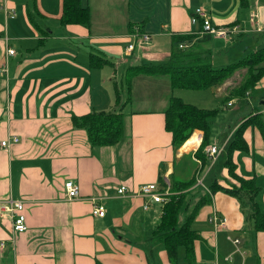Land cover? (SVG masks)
Listing matches in <instances>:
<instances>
[{
    "label": "crops",
    "instance_id": "1",
    "mask_svg": "<svg viewBox=\"0 0 264 264\" xmlns=\"http://www.w3.org/2000/svg\"><path fill=\"white\" fill-rule=\"evenodd\" d=\"M79 2L88 9V22H63L64 0H0V264H189L181 245L176 259L168 254L165 231L158 230L161 205L145 209L144 198L133 192L143 183H161L181 158L166 126L170 98L218 109L209 140L222 148L219 157L249 115L259 117L261 126L250 122L243 129L246 148L233 151L232 163L239 176L253 179L263 214L264 109L238 110L222 122L223 108L249 101L253 92L229 99L227 80L207 88L174 87L169 73L151 70L136 72L128 85L126 72L143 62L169 60L174 36L203 38L200 24L191 22L199 6L215 24L238 26L240 32L210 36L192 47L209 55L215 68L231 64L257 44L255 35L264 36V0ZM137 30L150 34L149 42H142ZM131 42L134 49L126 51ZM263 61L258 66L264 67ZM116 84L123 96V136L115 144L92 145L73 119L115 109ZM262 85L264 76L255 89ZM196 134L200 144L202 133ZM3 140L10 144L3 146ZM218 168L227 175L217 159L203 176L208 186L219 177L209 176ZM67 180L78 185L77 197H68ZM120 185L129 191L117 193ZM192 195L194 206L200 195ZM10 197L23 201L25 231L14 232L11 218L2 213L1 202ZM95 202L105 205L104 216L92 213ZM214 208L227 218L225 224L210 222ZM252 211L245 192L240 198L215 192L191 223L197 233L193 264H264V227H257Z\"/></svg>",
    "mask_w": 264,
    "mask_h": 264
},
{
    "label": "trees",
    "instance_id": "2",
    "mask_svg": "<svg viewBox=\"0 0 264 264\" xmlns=\"http://www.w3.org/2000/svg\"><path fill=\"white\" fill-rule=\"evenodd\" d=\"M79 1L80 0H64V12L61 17L63 22L75 19L88 22V9L81 7ZM240 1L241 3L245 2V0ZM202 36L204 37L200 38L195 35H181L179 37L174 36V49L171 58L161 64H149L143 62L139 66L131 67L126 72L128 85L131 77L136 72L141 70H151L155 72L169 73L174 87L194 89L207 88L223 83L226 81V78L234 74L236 70L246 68L247 74L244 80L241 81L235 89V93L238 97H244L248 92H252L264 76V67L258 66L264 59V46L255 51L249 52L234 63L218 68L213 67L211 57L209 55H205L200 51L196 54V61L191 59L190 54L184 55L183 57L177 55L188 51H196L194 47H192L194 42L205 40L211 35L206 34ZM181 43H187L189 46L187 48H181L179 46ZM186 58L190 59L186 60ZM102 60L107 59L102 58ZM116 92L117 104L115 109L108 111H93L83 116L74 117L73 119L75 125L87 130L92 145L115 144L119 142L123 136V114L120 111V107L123 104V96L121 95V91L117 84ZM229 96L227 98H229ZM227 98L226 101L228 100ZM217 112L218 109L201 108L194 104L187 103L179 97L171 96L169 107L166 111V126L173 134L174 146L176 142L181 143L185 141L189 137L190 132L197 129L203 131L200 147H202L203 151H205L206 145L210 143L209 139L211 135V128ZM250 122H257L260 126L262 125L258 116L256 117V115L250 114L248 119L238 127L234 138L229 142L225 152L226 158L224 160V165L228 166L229 171L233 176H237L239 178V184L223 186L219 183V181H213L208 186L207 177L204 182L208 186L210 192L206 191L202 196H199L182 224L179 223V214L182 209L187 210V208H189L190 195L192 193L185 190L192 185H189L192 182H174L172 192L177 190L180 191V193H173L170 201L165 203L161 223L158 226L159 231H165L163 233V239H161L166 246L170 258L176 259L177 248L181 245L186 249L184 258L189 264H193L195 258L193 256L194 240L197 237V233L191 229V223L200 208L207 202H210L213 199L214 193L218 190H222L223 192L236 196L237 198H240V195L243 192L250 195V201L253 209L251 216L255 220L257 227H264V214L259 210L257 204L255 203V195L258 193V188L255 186L253 179H245L239 176L235 172V165L232 163L233 151L235 149L246 148L245 139L243 137V129ZM197 157L198 159H202L203 163L206 164L203 168V170H206L209 167L207 165L209 164V159L200 153L197 154ZM213 173H210L211 176ZM161 181L163 182V180ZM183 185L187 187L184 188ZM180 186L182 190L180 189ZM198 186L199 185H197V188ZM211 195L212 198L210 197Z\"/></svg>",
    "mask_w": 264,
    "mask_h": 264
},
{
    "label": "built area",
    "instance_id": "3",
    "mask_svg": "<svg viewBox=\"0 0 264 264\" xmlns=\"http://www.w3.org/2000/svg\"><path fill=\"white\" fill-rule=\"evenodd\" d=\"M7 11V8H6ZM8 12V11H7ZM15 13H12L10 16L14 17ZM191 22L192 23H199L200 24V30L198 33L200 35H211L212 37H224L227 38L229 36H232L234 34H237L240 32L238 26H232V27H224L221 25H217L213 22L211 15L209 11L204 6L196 7L193 13L191 14ZM137 34L141 36L142 42L147 43L150 40L151 35L142 32L140 30H137ZM181 48H187L189 45L187 43H181L179 44ZM134 49V43L131 42L126 46V51H132ZM9 54L14 53V49L9 48L8 49ZM228 104H231V101H229ZM18 138L12 139V141H17ZM202 140V139H201ZM1 144L3 146H7L10 144V140H3L1 141ZM206 154L209 155L211 158V165L218 159L219 155L222 152V148L218 145H213L209 143L205 147ZM167 179V177L165 178ZM197 185L202 186L205 188L208 192H210L208 186L205 184L203 177L197 181ZM64 187L66 190V193L69 198H74L79 195L78 185L73 180H67L64 183ZM129 191L128 187L126 185H120L117 188V193L124 194L125 192ZM134 193H137L141 195L144 198V208L148 209L149 206L152 203L160 204L162 207V213H164L163 208L165 203L170 201V196L173 194L172 190H170V183H160V182H147L141 184L137 189L133 191ZM23 201L20 199H14L12 197L5 199L1 202V210L3 215L8 214L12 221V230L14 232H21L25 231L27 229V223H26V216L23 212ZM92 213L94 215L98 216H104L106 213V207L101 202H95L93 204V211ZM210 222L213 223L215 227H218L220 225H223L226 223L227 218L224 216H221L218 211L214 208L211 215L209 216ZM234 242H239L238 238L233 239ZM3 245L4 242H1Z\"/></svg>",
    "mask_w": 264,
    "mask_h": 264
},
{
    "label": "rangeland",
    "instance_id": "4",
    "mask_svg": "<svg viewBox=\"0 0 264 264\" xmlns=\"http://www.w3.org/2000/svg\"><path fill=\"white\" fill-rule=\"evenodd\" d=\"M260 35H262V34H260ZM260 35L254 36L255 41H257V44L254 43L253 45H251L252 47H250L249 49H246L248 51L245 53V55L248 54L249 52L255 51L258 48H261L264 46V44H262L264 42V36H260ZM242 41H245V40H239L238 42H242ZM197 53H198V51L196 50V51H188V52H185L183 54L180 53L177 55L180 57H183L184 55L190 54L191 59L196 61L197 60V55H196ZM242 56H243V54H241L239 57H237L235 59H231L230 62L231 63L236 62L239 59H241ZM189 59L190 58H186V60H189ZM262 64L264 65V61ZM246 74H247V69L242 68L239 72L234 73L230 77L226 78L227 84H225L224 86H226V85L229 86V91H228L229 92L228 96L230 95L229 99L233 98V97H238L237 94L235 93V89L241 83V81L244 80ZM117 80L119 83H121L120 76L117 77ZM221 84L222 83L218 84L217 86H219ZM252 92L253 93L251 94L249 101L239 100V101L235 102V104L232 107H228L227 109L223 108L219 114L220 118L222 119L221 121L224 122L226 118L229 119L228 117H230L231 113L238 112V110H240L243 113L248 114L249 112H253V110H255V109H264V85L253 90ZM205 102H207V101H205ZM263 114H264V112H263ZM228 121L229 120H227L226 122H228ZM217 123H218V118H216L214 125H216ZM218 126L219 125H216V127H218ZM194 132H201L203 135L202 130L195 129V130L190 132L189 137L185 141H183L181 143L176 142L175 149L181 153V158L179 161L176 162L174 171L172 173H170V176L167 177V179H163L162 183H165V184L170 183V190H173V184L176 181L192 182L189 184V185H191V184L192 185L189 186L185 191L191 192V193H192V191H193V193L196 191L198 195L202 196L207 190L201 186H198L199 190L197 191L196 190L197 189L196 184H197V181L199 179H201L204 176L205 172L210 168L211 158L209 157L208 154L205 153V151H203V148L200 147L199 140H198V143H195V142L192 143L193 138L191 136L193 135ZM211 133H213V131ZM199 153L203 154L206 158L209 159V164H207L209 167L206 170H203V168L206 164L203 163L202 159H198V157H197V154H199ZM225 158H226V154L223 153L218 159V164H221V166L227 170V175L222 174L221 170H219V168H218L216 171H214V173L219 177L217 179L215 178L213 181H219L218 179L220 178L229 185L239 184V178L237 176H233L230 173L228 166L224 165ZM209 176H211V174ZM156 182H158V181H156ZM183 186H184V188L187 187L185 185H183ZM180 189L182 190L181 186H180ZM177 193H180V191H177ZM210 197L212 198V195ZM192 200H194V196L191 194L190 195V201H192ZM192 206H193V203L190 205V207L187 210L186 209L182 210L181 216H180V223L181 224L184 222V220H185L188 212L192 208ZM203 209L200 211V213H199L200 215L203 213Z\"/></svg>",
    "mask_w": 264,
    "mask_h": 264
},
{
    "label": "bare ground",
    "instance_id": "5",
    "mask_svg": "<svg viewBox=\"0 0 264 264\" xmlns=\"http://www.w3.org/2000/svg\"><path fill=\"white\" fill-rule=\"evenodd\" d=\"M192 138H193L192 143H194L195 141H197V143H198L199 136L197 134L196 135H193Z\"/></svg>",
    "mask_w": 264,
    "mask_h": 264
}]
</instances>
